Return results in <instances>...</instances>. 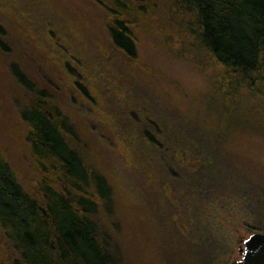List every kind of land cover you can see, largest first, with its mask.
Returning <instances> with one entry per match:
<instances>
[{
  "label": "rangeland",
  "instance_id": "374dc122",
  "mask_svg": "<svg viewBox=\"0 0 264 264\" xmlns=\"http://www.w3.org/2000/svg\"><path fill=\"white\" fill-rule=\"evenodd\" d=\"M158 19L136 32L132 59L113 45L95 0H0V154L35 193L42 174L21 118L34 96L21 72L50 93L79 133L77 148L109 179L104 226L124 263L190 264L195 247L198 264H218L221 250L232 259L224 238L237 241L239 260L245 228L264 231V95L226 97L210 66L165 42V13ZM173 141L175 162L164 151ZM0 264H24L1 226Z\"/></svg>",
  "mask_w": 264,
  "mask_h": 264
},
{
  "label": "trees",
  "instance_id": "16d2710c",
  "mask_svg": "<svg viewBox=\"0 0 264 264\" xmlns=\"http://www.w3.org/2000/svg\"><path fill=\"white\" fill-rule=\"evenodd\" d=\"M95 1L110 17L108 32L113 45L128 58L137 57L136 32L150 27L154 18H159L161 26L165 13L170 30L165 42L171 40L190 56L203 55L192 58L215 71L216 87L226 97L240 98L242 91L255 97L264 95V0ZM2 34L5 30L0 24ZM14 73L34 96L33 103L21 110V118L29 127L27 139L42 175L36 192L29 193L0 154V226L24 264H126L114 236L104 226L105 217L112 213L109 179L90 166L77 148L79 133L50 93L37 89L21 72ZM164 147L175 162V141ZM181 149L188 156L190 151ZM164 188L175 193V183ZM182 226L177 234L184 238L188 229L185 223ZM236 232L235 223L229 234ZM224 240L232 259L224 261L221 250L217 262L235 264L237 241ZM196 257L194 247L186 260L198 264ZM211 257L215 260L214 254Z\"/></svg>",
  "mask_w": 264,
  "mask_h": 264
},
{
  "label": "water",
  "instance_id": "95a60500",
  "mask_svg": "<svg viewBox=\"0 0 264 264\" xmlns=\"http://www.w3.org/2000/svg\"><path fill=\"white\" fill-rule=\"evenodd\" d=\"M240 259L235 264H264V233L256 231L238 245Z\"/></svg>",
  "mask_w": 264,
  "mask_h": 264
}]
</instances>
